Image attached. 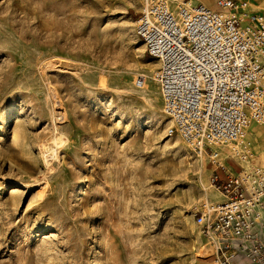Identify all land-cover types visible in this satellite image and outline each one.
<instances>
[{
  "label": "rangeland",
  "instance_id": "rangeland-1",
  "mask_svg": "<svg viewBox=\"0 0 264 264\" xmlns=\"http://www.w3.org/2000/svg\"><path fill=\"white\" fill-rule=\"evenodd\" d=\"M142 3L0 0V264L215 259L214 167L167 135Z\"/></svg>",
  "mask_w": 264,
  "mask_h": 264
},
{
  "label": "built area",
  "instance_id": "built-area-1",
  "mask_svg": "<svg viewBox=\"0 0 264 264\" xmlns=\"http://www.w3.org/2000/svg\"><path fill=\"white\" fill-rule=\"evenodd\" d=\"M134 30L160 64L167 135L213 164L209 188L222 198L195 214L212 255L218 264H264V166L250 164L241 142L249 120L264 124V16L246 1L143 0ZM228 159L245 165L236 173Z\"/></svg>",
  "mask_w": 264,
  "mask_h": 264
},
{
  "label": "crops",
  "instance_id": "crops-1",
  "mask_svg": "<svg viewBox=\"0 0 264 264\" xmlns=\"http://www.w3.org/2000/svg\"><path fill=\"white\" fill-rule=\"evenodd\" d=\"M216 1V0H215ZM237 1H246L247 9L254 13H259L264 16V0H237ZM205 4L204 0H197ZM207 4V3H206ZM208 6H213V4H208ZM262 64L264 65V54L261 59ZM243 146L247 149L250 159V164L253 166H264V124L256 122L254 120H249L244 129L243 136L241 139ZM217 152L223 157L227 156L229 149L221 147L216 149ZM233 162L229 165L232 171L239 173L240 166H244L237 160L230 159ZM258 215L260 221L264 224V200L262 205L259 207ZM211 264H218L217 261L213 258Z\"/></svg>",
  "mask_w": 264,
  "mask_h": 264
}]
</instances>
